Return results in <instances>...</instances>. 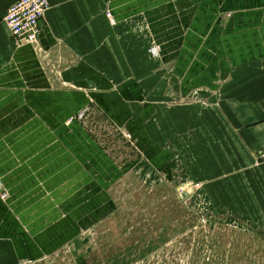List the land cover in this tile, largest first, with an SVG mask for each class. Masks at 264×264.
I'll return each instance as SVG.
<instances>
[{
    "label": "crops",
    "instance_id": "1",
    "mask_svg": "<svg viewBox=\"0 0 264 264\" xmlns=\"http://www.w3.org/2000/svg\"><path fill=\"white\" fill-rule=\"evenodd\" d=\"M17 1L0 0V264L65 259L133 165L176 181L186 160L264 217V0H47L38 48L4 24Z\"/></svg>",
    "mask_w": 264,
    "mask_h": 264
},
{
    "label": "rangeland",
    "instance_id": "2",
    "mask_svg": "<svg viewBox=\"0 0 264 264\" xmlns=\"http://www.w3.org/2000/svg\"><path fill=\"white\" fill-rule=\"evenodd\" d=\"M180 167L171 181L168 171L133 165L115 185V215L58 264H264V217L235 196L232 181L218 191L190 175L186 160Z\"/></svg>",
    "mask_w": 264,
    "mask_h": 264
},
{
    "label": "built area",
    "instance_id": "3",
    "mask_svg": "<svg viewBox=\"0 0 264 264\" xmlns=\"http://www.w3.org/2000/svg\"><path fill=\"white\" fill-rule=\"evenodd\" d=\"M48 10L47 0H19L8 8L3 21L14 39L38 48L39 22L43 20ZM106 17L109 23L115 24L109 12L106 13ZM152 52L158 51L153 49ZM87 114L88 109L83 110L77 116V120L83 121ZM255 161L257 164H264V145L258 151ZM0 199L3 201L7 199V194L1 185Z\"/></svg>",
    "mask_w": 264,
    "mask_h": 264
},
{
    "label": "water",
    "instance_id": "4",
    "mask_svg": "<svg viewBox=\"0 0 264 264\" xmlns=\"http://www.w3.org/2000/svg\"><path fill=\"white\" fill-rule=\"evenodd\" d=\"M176 194H177V192H176ZM177 195H178V194H177ZM183 196L185 197V196H187V195L185 194V195H183Z\"/></svg>",
    "mask_w": 264,
    "mask_h": 264
}]
</instances>
